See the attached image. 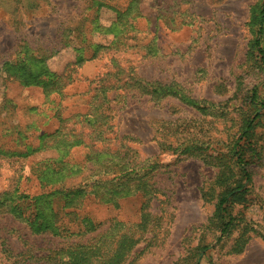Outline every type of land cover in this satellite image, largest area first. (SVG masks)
Segmentation results:
<instances>
[{"label": "rangeland", "instance_id": "374dc122", "mask_svg": "<svg viewBox=\"0 0 264 264\" xmlns=\"http://www.w3.org/2000/svg\"><path fill=\"white\" fill-rule=\"evenodd\" d=\"M263 3L0 0V264L99 234L118 264H264ZM58 200L96 230L56 237Z\"/></svg>", "mask_w": 264, "mask_h": 264}, {"label": "trees", "instance_id": "16d2710c", "mask_svg": "<svg viewBox=\"0 0 264 264\" xmlns=\"http://www.w3.org/2000/svg\"><path fill=\"white\" fill-rule=\"evenodd\" d=\"M263 8L264 3L262 4L260 11V25L264 20ZM261 34L262 30L260 28L257 32L252 48L254 52L259 55L262 63H264V52L260 47L259 38ZM181 101L188 105H191L192 103L190 100L185 98H181ZM251 122H249L250 124L243 132V135H245L247 131L252 127ZM189 151V148H185L181 153L185 155L189 153ZM234 158L236 163L238 165H241L243 169L244 166L242 155L237 154V152H234ZM244 178L249 179L245 173ZM244 188L245 186L243 184L234 186L233 188L227 190L219 199L215 213L217 214V216L220 217L222 225L220 230V236L216 240V242L220 241L223 236L226 235L233 227V218L230 216L228 209L233 203L243 198L246 192V189L244 190ZM16 192L19 200H22L24 203L26 202V200H30L31 202H37L43 197L42 195L28 196L24 193H19L18 191H16V189L10 193H5V195H13ZM71 201L64 202V200H58L53 203L52 207L50 208L51 213L55 218V224L51 227L57 231L55 236L60 239H82L88 233L93 232L97 228L96 225L95 227L93 226L91 220L88 217L82 215L80 216V214L76 212L78 203L71 204ZM68 217H74L75 221L70 220ZM87 224H89V226H87ZM45 230H48V228L45 227ZM34 231L38 232V229H34ZM105 238H107L105 235L99 234V236H97L90 242L85 241L84 243L70 244L67 247H62L58 250L53 251V253L51 254L48 253L44 256H34L30 254L31 258L28 260H32L34 262L30 263L23 258L19 262H17V264H118L119 260L122 259L125 253L130 250L127 247L128 238L125 235H121L117 240L115 247L110 252L106 251L107 243H105ZM92 251H94L95 256H97V260H95V262H92Z\"/></svg>", "mask_w": 264, "mask_h": 264}]
</instances>
